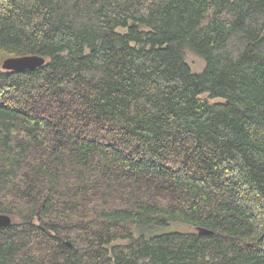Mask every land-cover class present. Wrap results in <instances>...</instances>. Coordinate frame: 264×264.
<instances>
[{
	"label": "trees",
	"instance_id": "16d2710c",
	"mask_svg": "<svg viewBox=\"0 0 264 264\" xmlns=\"http://www.w3.org/2000/svg\"><path fill=\"white\" fill-rule=\"evenodd\" d=\"M1 213L0 264H264V0H0Z\"/></svg>",
	"mask_w": 264,
	"mask_h": 264
},
{
	"label": "water",
	"instance_id": "95a60500",
	"mask_svg": "<svg viewBox=\"0 0 264 264\" xmlns=\"http://www.w3.org/2000/svg\"><path fill=\"white\" fill-rule=\"evenodd\" d=\"M45 62L44 57L38 55H25L6 58L2 61V69L4 70H24L34 69ZM12 222L11 217L8 214H0V227L8 226ZM199 231L203 234H208L211 230L206 228H199Z\"/></svg>",
	"mask_w": 264,
	"mask_h": 264
},
{
	"label": "rangeland",
	"instance_id": "374dc122",
	"mask_svg": "<svg viewBox=\"0 0 264 264\" xmlns=\"http://www.w3.org/2000/svg\"><path fill=\"white\" fill-rule=\"evenodd\" d=\"M123 29H120V31H122ZM185 59L186 61L189 63L190 67L198 72L201 71L204 67V60L198 56L197 54H195L194 52H192L189 49L185 50ZM165 230H170V229H174V230H181V231H190L191 227L186 225V224H181V223H172L170 224V226L163 228Z\"/></svg>",
	"mask_w": 264,
	"mask_h": 264
}]
</instances>
